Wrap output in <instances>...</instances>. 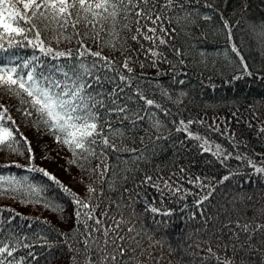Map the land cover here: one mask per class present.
<instances>
[{
  "label": "trees",
  "instance_id": "trees-1",
  "mask_svg": "<svg viewBox=\"0 0 264 264\" xmlns=\"http://www.w3.org/2000/svg\"><path fill=\"white\" fill-rule=\"evenodd\" d=\"M164 3L159 0L157 7ZM164 26L170 35L155 49L163 53L159 60L149 52L150 41L131 38L134 25L132 31H120L118 38L106 30L99 38L85 40L86 48L100 51L114 68L134 77L131 86H125L115 71L99 61L93 76L86 79L93 85L88 91L99 93L106 104L116 90L130 113L144 117L135 125L111 118L113 127L124 133L115 138L117 146L135 152H116L98 144L93 145L95 157L74 156L35 114L23 115L27 105L0 93V104L8 108L34 154L29 161L26 146L21 149L24 155L0 152V176L14 177L25 190L28 185L40 189L39 197L11 192L0 196V241H21L13 253L17 264L21 260L23 264H218L217 257L231 264H264V172L256 171L264 169V38L260 35L264 0H174ZM109 39L115 47H102ZM78 48L75 40L63 42L60 50L71 49L73 57H41L38 70L47 74L53 65L67 70L80 59L91 66L96 58L77 59ZM33 54L31 47H14L0 52V63L11 58L22 64L32 61ZM125 59L132 73L123 68ZM56 77L63 79L58 72ZM118 86L124 91L119 92ZM137 91L152 99L154 106L146 105ZM100 112L103 116L106 109ZM105 164L108 172L101 177ZM32 167L55 176L94 208L93 216L103 224L86 220L89 209H80L77 220L73 197L42 173L29 171ZM148 176L152 181L144 183ZM197 177L206 187L189 182ZM166 182L179 191L165 189ZM89 186L95 189L91 195ZM209 190V199L199 203ZM36 199L40 202H28ZM45 201L59 205L63 212L46 208ZM113 217L128 222L115 233L125 237L118 242L124 255L110 245L104 247L106 237L101 232L92 236L103 251L91 239L86 249L83 241L90 228L85 222L91 228H114ZM238 224L249 225V232ZM128 227L134 231L128 232ZM23 243L33 246L24 248Z\"/></svg>",
  "mask_w": 264,
  "mask_h": 264
},
{
  "label": "snow or ice",
  "instance_id": "snow-or-ice-1",
  "mask_svg": "<svg viewBox=\"0 0 264 264\" xmlns=\"http://www.w3.org/2000/svg\"><path fill=\"white\" fill-rule=\"evenodd\" d=\"M159 0H0V52H8L14 47H31L33 49L32 61H25L22 64H17L13 59H9L7 64L0 63V93L17 99L21 105H27L28 108L23 110L25 117L36 115L40 124L46 126L53 134L57 143H61L68 148L74 156L82 157L87 160L88 157L97 155L93 145L102 144L105 149L112 151H132L136 149H125L118 147L115 143L116 137H122L123 131L119 128H114L112 125V117L121 121L130 120L133 125L138 120L144 117L139 113H130L126 105L120 103L121 97L116 90H113L111 99L108 103L100 98V94H93L88 89L93 85L88 82L87 77L93 76V69L99 63L104 61L103 67L116 72L120 81L125 86L130 87V80L134 77L125 76L122 71L113 67V62L104 57L100 51L92 52L85 47L86 39L99 38L102 32L107 30L110 37L118 38L120 31H132V26H135V35L131 38L137 40L142 37L144 40L150 41L152 48L149 52L152 57L157 60L163 57V53L157 52L155 49L160 45H164L167 41L163 37L170 35L164 23L167 17V11L173 6L174 0H165L162 7H157ZM209 19V17H205ZM170 23V21H169ZM83 26L84 31L81 32L79 26ZM225 27H228L225 21ZM264 38V33L260 34ZM231 39V32H229ZM73 40L80 45L76 50V58L91 56L93 60L91 66H88L83 59H80L78 65L65 70L63 66L53 65L52 71L47 74L45 71L38 70V64L41 57H51L53 60H58L61 57L72 58L74 53L71 49L66 51L60 50V45L67 41L71 43ZM55 43V47L53 46ZM103 46L115 47L113 39L104 42ZM81 49H83L81 51ZM39 52V56L35 55ZM233 51L239 56L238 50L233 46ZM180 52L177 50V55ZM242 59V58H241ZM153 60V66L157 63ZM35 61L36 63H33ZM143 67V65H141ZM246 67V66H245ZM123 68L128 73L133 72V68L129 65V60L125 59ZM62 75L63 79H58L56 73ZM99 77H96L99 83ZM119 87V86H118ZM124 88L119 87V92H123ZM141 100L149 107L154 106V101L148 99L142 92L136 93ZM100 109H106V113L102 116ZM8 108L0 104V152H11L17 155H24L21 149L26 146L29 161L34 159L33 148L27 137L20 132L16 127V121L11 115H8ZM21 111V109H17ZM184 122L181 121V124ZM107 128V132L105 129ZM179 130V129H178ZM185 130L186 127H185ZM207 142H205L206 144ZM80 150V151H77ZM207 150V148H205ZM87 154V155H85ZM104 156L103 151L100 153ZM106 159V157H105ZM103 163V161H102ZM21 167V165H15ZM8 167V165H4ZM80 167H83L81 164ZM99 168V166H97ZM29 171H38L45 177L55 183L60 189L69 196L73 197V203L76 205V217L80 219L82 213L80 209H89L85 214L86 220H94L96 226L103 224V221L94 217V208H90L89 204L71 192L61 181L50 174L43 168H29ZM183 171V169H181ZM257 172H264V169L256 168ZM108 172V166L105 164L103 172L100 173L103 177ZM227 179V177H225ZM152 181V177H145L144 183ZM190 183H195L199 187L204 188L206 185L199 177L195 181L190 180ZM154 183V182H153ZM7 185L8 187H2ZM159 187V185H155ZM164 188L169 191H179L173 189L169 183L164 184ZM9 192L20 195H36L39 197L40 189L33 185H28L25 190L21 182L14 177L4 178L0 176V196L6 195ZM88 192L91 195L95 189L88 187ZM211 191L206 192L199 203H203L209 199ZM39 203L40 200L28 201ZM44 206L56 212H63V209L51 202L45 201ZM151 211H158L152 208ZM168 214V213H164ZM107 215V213H103ZM115 227L91 228L85 222V227L90 228L88 238L83 243L87 249L89 239L96 244L101 251L103 248L100 242L92 236V232H101L102 236L106 237L103 240L104 247L112 246L119 251L121 256L124 255L125 249L122 244L125 237L115 235L122 225L127 224V221L115 220ZM244 232H249L250 226L239 225ZM128 232H133L132 227H128ZM113 233L110 238L109 234ZM21 246V241H0V264H17L13 253L17 247ZM24 248H31L33 245L23 243ZM43 246V245H41ZM213 256L212 249H208ZM29 256L35 259L33 253L29 252ZM13 257V259H8ZM105 259L108 257L105 256ZM112 260L116 256H111ZM218 264H231V261L225 259L219 261ZM23 264V260L20 261ZM89 264H92L89 261Z\"/></svg>",
  "mask_w": 264,
  "mask_h": 264
},
{
  "label": "rangeland",
  "instance_id": "rangeland-1",
  "mask_svg": "<svg viewBox=\"0 0 264 264\" xmlns=\"http://www.w3.org/2000/svg\"><path fill=\"white\" fill-rule=\"evenodd\" d=\"M262 55V54H261Z\"/></svg>",
  "mask_w": 264,
  "mask_h": 264
}]
</instances>
